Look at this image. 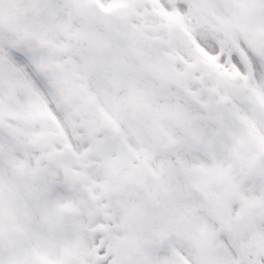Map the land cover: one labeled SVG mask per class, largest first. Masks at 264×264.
Instances as JSON below:
<instances>
[{"label":"snow or ice","instance_id":"6c2138e0","mask_svg":"<svg viewBox=\"0 0 264 264\" xmlns=\"http://www.w3.org/2000/svg\"><path fill=\"white\" fill-rule=\"evenodd\" d=\"M0 264H264V0H0Z\"/></svg>","mask_w":264,"mask_h":264}]
</instances>
